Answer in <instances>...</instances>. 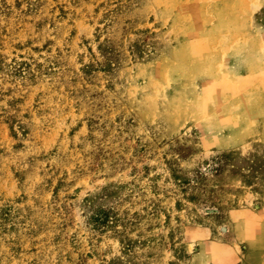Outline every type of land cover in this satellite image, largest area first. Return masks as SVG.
<instances>
[{"label": "rangeland", "instance_id": "374dc122", "mask_svg": "<svg viewBox=\"0 0 264 264\" xmlns=\"http://www.w3.org/2000/svg\"><path fill=\"white\" fill-rule=\"evenodd\" d=\"M260 185L264 0H0V264H245Z\"/></svg>", "mask_w": 264, "mask_h": 264}, {"label": "crops", "instance_id": "0c3cea01", "mask_svg": "<svg viewBox=\"0 0 264 264\" xmlns=\"http://www.w3.org/2000/svg\"><path fill=\"white\" fill-rule=\"evenodd\" d=\"M254 198L260 199L259 206L256 209L251 210L249 208H244L242 211L247 214L249 220H253L254 217L256 218L255 222L259 225L261 230L264 229V185H260V189L255 190ZM254 216V217H252ZM261 242V241H260ZM264 238L262 239L261 244L263 245ZM257 256L255 260L248 259L245 264H264V245L263 248H257L256 250ZM256 262V263H252Z\"/></svg>", "mask_w": 264, "mask_h": 264}, {"label": "trees", "instance_id": "16d2710c", "mask_svg": "<svg viewBox=\"0 0 264 264\" xmlns=\"http://www.w3.org/2000/svg\"><path fill=\"white\" fill-rule=\"evenodd\" d=\"M106 221V216L100 215V218L94 219V222H97L96 224H102Z\"/></svg>", "mask_w": 264, "mask_h": 264}]
</instances>
